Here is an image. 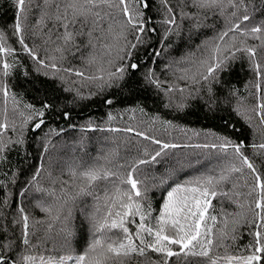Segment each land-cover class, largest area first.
<instances>
[{
  "label": "trees",
  "instance_id": "obj_1",
  "mask_svg": "<svg viewBox=\"0 0 264 264\" xmlns=\"http://www.w3.org/2000/svg\"><path fill=\"white\" fill-rule=\"evenodd\" d=\"M237 2L239 3V0ZM129 3L132 8L142 9L141 4H136L132 0H129ZM147 3L148 8L142 9L146 31L134 32L129 26L127 33L128 40L137 43L135 49H128L132 52L128 63H136L138 68L133 70L129 67L123 80L114 81L112 87L101 90L98 87L99 82L82 80L67 72L57 73L50 68L37 71L40 66L23 51L17 38L11 36V32L14 31L16 11L13 0H0V28L5 29L9 34L8 43L15 49L12 55L6 57L7 62L14 65L10 74L4 77L0 68V123L8 124L2 139L5 143L9 140H23V143L9 144L4 152L6 159L0 161V242L13 241L12 249L4 250L0 254L5 256L9 264L19 259L24 252V246L20 243L23 226L20 208H23L24 214L29 217V232L32 234L30 239L33 243L45 241L34 251L54 249V253L45 254L56 255L69 251L68 248L63 247L64 236L59 232L61 223L56 222L49 232L48 224L51 220L37 206L42 204L47 207L58 204L59 201L38 189L49 191L54 189L56 196H60L62 181L71 182L70 172L73 169L79 171L81 166L105 163L103 157L108 153H118L110 157L115 164L142 157L144 149H147L150 155L159 150V145L152 144L151 139L145 140L137 136V132L164 143L180 145L177 148L166 149L156 162L141 165L138 170L137 178L144 181L141 187H147L146 199L143 203L151 211L152 217L159 216L166 191L171 186L199 173L207 172L215 164L218 150L185 147V145L219 143L216 136H226L234 143H243L245 155L256 162L258 170L264 172V157L257 155L261 150L252 147L264 143V124L260 123L261 116L257 115L258 105L264 103V33L261 34V39L257 40L251 35L241 37L239 32H230L221 46L232 43L231 38L235 36L237 47L240 46L241 40L247 46L255 47V61L251 60L247 53L237 52L236 59L230 62L229 69L216 74L217 80L194 85L190 91L181 93L178 89L188 88L189 82L177 77L184 74L185 68H192L194 71L199 65H193L191 62L199 61L207 55L210 46L218 42L219 32L226 30L230 26V21H238L244 12L241 9L237 17L211 16L207 20L201 17L200 23L208 26H202L197 30L193 27L194 21L182 19L180 15L182 7L188 13H193L196 9L184 7L181 0H168V7H171L176 15V25L171 26L172 31L165 39V29L169 25L162 21L169 15L167 7L161 4L160 0H147ZM116 4L118 5V0ZM253 6L256 8L255 12L252 11ZM262 6L264 0H255V5L248 4V14L252 19L243 22L242 28L250 29L264 21V15L260 12ZM121 7L114 6L111 9L117 19L122 18ZM25 8L31 9L26 19L22 17L25 43L39 59L51 63L49 58L52 55L60 56V53L55 52V48L63 45V41L57 39L63 29H53L49 40L48 28L52 27V22L49 21L48 27L41 31L36 27L39 11L35 4L26 3ZM52 11L54 12V8ZM137 35L141 36L143 43L136 41ZM82 39L77 38L78 42ZM94 43L97 44L95 53L99 57L106 51L102 45L113 44L114 40L104 36ZM72 47L66 49L65 59L56 61L58 66L75 68L84 71L86 75L94 73L96 65L88 66L84 59L93 50L83 47L73 56ZM112 51L115 57V48ZM156 52L160 55L157 56ZM255 63L261 65L259 77L253 70ZM149 69L160 81L159 87L145 81L144 76ZM4 85L8 87L7 98L2 90ZM208 85L212 88L211 93L207 91ZM169 87L175 90L166 93L165 90ZM196 89L201 91L197 92ZM209 96L215 98L211 108L205 99ZM107 100L112 102L106 103ZM181 100L184 106L178 108L177 102ZM44 102L51 107L42 109L41 105ZM170 102L171 106L166 107ZM26 104L33 105L34 109L43 110L44 117L34 116L31 122L24 125L23 121L33 113V109L25 107ZM238 107L244 115L237 114ZM40 119L44 120V124L40 129L33 131L34 124ZM129 128L133 131H126ZM45 144L48 145L47 152L44 151ZM231 151L230 149L229 158ZM185 158L192 161L200 160L202 163L188 167ZM177 160H185V166L181 168L176 163ZM37 169H40L39 176L32 181ZM126 171L127 169H124L125 173ZM244 173L246 180L245 177H240L238 183L241 187L237 189L242 194L239 199L244 204L243 209L227 198L217 197L212 201L215 211L210 209V212L218 216L217 228L222 227L225 218L221 212V200L226 212L242 211L247 220L251 221L253 218L249 207L255 210V199L259 189L257 188L251 196L248 195L255 185V178L247 168L244 169ZM239 175L236 174L238 177ZM162 177L167 179V183L163 185L160 183ZM63 186L67 187V185ZM105 186L111 190V184L105 185V182L101 181L97 191L102 194ZM228 187L230 188L231 185ZM84 199L87 201V210L92 211L93 199L91 197ZM233 199L237 197L233 196ZM77 203L78 206L70 221V227L75 233L72 238V249L83 253L91 234L89 224L80 211L84 205L80 201ZM103 203L101 199L100 216L104 213ZM227 218L231 220L232 217ZM136 219L138 223V218ZM257 223H259L258 219ZM231 227L232 225L229 224L230 229ZM253 230L247 224L238 227L237 239L225 241L230 245L227 251L232 254L243 252L244 246L253 240L249 235ZM216 253L223 255L225 249L216 248L213 254ZM161 261L162 257L159 254L148 250L144 256H132L125 264H159ZM170 264H207V262L200 257L181 256L172 257Z\"/></svg>",
  "mask_w": 264,
  "mask_h": 264
},
{
  "label": "snow or ice",
  "instance_id": "obj_2",
  "mask_svg": "<svg viewBox=\"0 0 264 264\" xmlns=\"http://www.w3.org/2000/svg\"><path fill=\"white\" fill-rule=\"evenodd\" d=\"M132 2L141 4L142 9L148 8L147 0H132ZM160 2L167 7L169 14L162 21V23L169 25L165 29L164 38L167 39L172 31L171 26L176 25V15L173 13L172 8L168 7V0H160ZM13 3L16 11L14 31L11 32V36L17 38L23 51L40 66L37 71L50 68L57 73L67 72L82 78V80L92 83L99 82L98 87L103 90L105 87H112L114 81L123 80L129 67L133 70L138 68V64L128 63L132 56V52L128 49H135L137 43H131L127 38V33L129 26L134 32L144 33L146 31V21L142 19L143 10L132 8L129 0H118V5L116 0H13ZM26 3H34L39 11L36 27L40 28L41 31L48 27L49 21L52 22V27L48 28L49 40H51L53 29H63V32H60L57 36L58 40L63 41V45H58L55 48V52L60 53V56L52 55L49 58L52 61L51 63L39 59L36 53L25 43L22 17L26 19L27 13L31 11V9L25 8ZM181 3L184 7L196 9L195 12L188 13L182 7L180 15L182 19L187 18L194 21L193 27L197 30L202 26H208L200 23L201 17L205 20L211 16L225 18L230 15L237 17L241 9L244 12L238 21H230V26L219 32L218 42L210 46L207 55H204L199 61L193 60L191 62L193 65H199L194 71L192 68H185L183 70L184 74L177 77L189 82L188 88L178 89L181 93L190 91L194 85H203L210 80H217L216 74L229 69L230 62L236 59L237 52L247 53L249 58L255 61V47L247 46L243 40L240 41V46L237 47L235 36L231 38L232 43L221 46L230 32H239L241 37L251 35L257 40L261 39V34L264 33V21L260 25L252 26L250 29L241 27L243 22L252 19V16L248 14V4L255 5V0H239V3L237 0H181ZM114 6H122L120 9L121 19H117L111 11ZM53 8L54 12L52 11ZM229 9H234V11L229 12ZM252 11H256L255 6H253ZM260 12L261 15H264V6L261 7ZM104 36L111 37L114 43L103 44L102 47L106 51L98 57L95 53L97 44L94 41H100ZM78 37L83 39L78 42ZM135 39L138 43H143L141 36L137 35ZM8 40L9 34L5 29L0 28V68H2L4 77H7L14 67L6 60L7 56L15 52ZM69 46H73L71 49L73 56L83 47L93 50L84 59L88 66L96 65L94 73L86 75L84 71L75 68L58 66L56 61L65 59V51ZM113 48H115V57H113ZM155 54L160 55L159 52ZM105 57L108 58L105 59ZM105 64H107V67H105ZM260 69L261 65L255 63L253 70L258 77L261 75ZM44 74L47 75L48 73ZM144 79L149 84L160 86V81L155 78L151 69L145 74ZM257 88L259 89V85H257ZM2 90L5 98H7V85H4ZM174 90L173 87H169L165 92H173ZM196 91L200 92L201 89H196ZM207 91L208 93L212 92L210 85H208ZM205 99L207 105L211 108L215 98L209 96ZM111 102V100L106 101L109 104ZM170 106L171 102L166 105V107ZM183 106V100L177 102L178 108H183ZM25 107L33 109V113L23 121L24 125L31 122L34 116L42 118L45 115L43 110L34 109L33 105L26 104ZM49 107L51 105L47 102L41 105L42 109H48ZM258 108L257 115L261 116L260 123L264 124V103H260ZM236 112L238 115H244L239 107ZM64 115L67 118V113ZM5 119H7L6 116ZM109 119H111V116H109ZM245 119H248V117H245ZM43 124L44 120L40 119L34 124L32 130L40 129ZM7 129L8 124L6 122L0 123V161L6 159L4 152L9 144L23 143L22 139L19 141L9 140L5 143L2 137ZM110 130L117 131V129ZM126 131L131 132L133 130L129 128ZM136 135L143 137L145 140L151 139L152 144L159 145V150L150 155L148 150L144 149L142 157L115 164H113L110 157L116 156L118 153H108L103 157L105 163L81 166L79 171L73 169L70 172L71 182L62 181L60 196H56L54 189L51 191L38 189L59 201L58 204L47 207L42 204L37 206L51 220V223L48 224L49 232L52 231L56 222L61 223L62 226L59 232L64 236L63 247L68 248L69 251L59 255L45 254L54 253V249L34 251L39 249L45 241L40 240L39 243H33L30 239L32 234L29 232V217L24 214V209L20 208L19 211L23 221L20 243L24 246V252L19 259L11 261V264H125L132 256H144L148 250L162 257L159 264H170L172 257L180 258L181 256L185 258L190 256L200 257L207 264H221V262L223 264H264V172L258 170L256 162L245 155L243 143H234L226 136H216L219 143L185 145V147L218 150L219 154L215 164L207 172L199 173L182 183L177 182L174 186H171L166 191V197L159 216L152 217L151 211L143 203L146 199L147 187H141V185H144V181L137 178L138 170L141 165L156 162L157 158L165 153L166 149L177 148L180 145L164 143L141 132H137ZM43 147L44 151L47 152L48 145L45 144ZM252 147L260 149L261 151L257 155L264 157V143ZM230 149L232 150L231 158H229ZM143 157L149 158L145 159ZM185 160L188 167H194L196 164L202 163L200 160L192 161L188 158H185ZM185 160H177L176 163L183 168ZM109 165L113 166L109 167ZM245 168L255 178V185L248 195L251 196L257 188L259 189L255 199V210L249 207L253 218L251 221L247 220L242 211L226 212L223 208V200H221V212L225 218L222 221V227L217 228L218 216L210 212V209L215 211L212 204L214 199L217 197L227 198L237 207L244 208V204L239 199L242 194L237 189L241 187L238 183L239 178L245 177ZM124 169H127L126 173ZM39 173L40 169H37L32 181L37 179ZM236 174H240L239 177ZM101 181L105 182V185L111 184V190L105 186L102 194L98 192L97 188ZM160 183L162 185L167 183V179L160 178ZM63 185H67V187ZM125 185L128 187H125ZM228 185H231V187L229 188ZM233 196L237 199H233ZM86 197H91L94 201L92 211L87 210V201L84 199ZM101 199L104 202L102 216L99 215ZM78 201L84 205L80 208V211L89 224L91 234L83 253L72 249V238L75 233L70 227V221L73 218L75 208L78 206ZM229 216L232 217L231 220L227 218ZM136 218H138V223ZM257 219L259 223H257ZM153 220L155 223H153ZM209 221H211V224H209ZM38 223L42 222L38 221ZM229 224L232 225L231 229ZM242 224H247L254 229L249 232L253 240L244 246L243 252L238 254L229 253L227 250L230 245L226 244L225 241L229 239L235 241L237 239V228ZM116 233H119V235H116ZM12 246L13 241L11 240L0 242V252L10 251ZM216 248H224L225 254L216 253L214 255L213 250ZM0 264H9V261L2 254H0Z\"/></svg>",
  "mask_w": 264,
  "mask_h": 264
}]
</instances>
